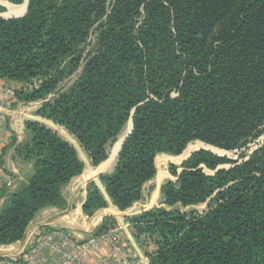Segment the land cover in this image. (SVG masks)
I'll return each instance as SVG.
<instances>
[{
	"label": "trees",
	"instance_id": "obj_1",
	"mask_svg": "<svg viewBox=\"0 0 264 264\" xmlns=\"http://www.w3.org/2000/svg\"><path fill=\"white\" fill-rule=\"evenodd\" d=\"M107 4L29 0L23 16L0 17V79L27 87L15 103L55 93L37 116L71 136L92 167L132 121L113 171L100 178L125 211L154 178L158 155L179 156L193 141L231 152L264 134V0ZM43 123L28 121L29 143L16 149L32 172L0 209V246L20 241L39 211L62 207L61 189L84 170L74 147ZM169 171L166 208L130 219L150 264H264V135L237 160L200 149ZM204 203L201 213L186 210ZM107 205L92 185L82 210L91 217Z\"/></svg>",
	"mask_w": 264,
	"mask_h": 264
},
{
	"label": "crops",
	"instance_id": "obj_2",
	"mask_svg": "<svg viewBox=\"0 0 264 264\" xmlns=\"http://www.w3.org/2000/svg\"><path fill=\"white\" fill-rule=\"evenodd\" d=\"M27 5L28 2L25 0V4L22 5L24 10H20L19 8V10L15 13L10 12L9 10L8 11L14 15H18V12H22L21 14H23ZM21 14L19 13V15ZM22 87L23 85L20 83L13 82L6 78L0 79V95L5 91H12L15 95V92ZM12 102L15 103L14 98ZM45 102L46 101H17L15 104L10 103L9 108H0V122H2L0 123V176H7L11 178L12 181L11 187L0 193V209L6 205L12 196L17 194L26 185L27 179L31 175L32 165L22 161L17 155L16 149L29 143V132L27 129L28 121L34 120L35 122L43 123L41 118L37 116V110ZM58 133L77 151L80 160L85 166L84 170L79 176L73 178L61 189V196L63 198L64 205L62 207H48L39 211L29 223L24 236L20 241L12 245L0 246V256L2 254L15 255L23 251L25 252L29 248L32 240V234L37 228L50 227L52 229L69 232L73 237L81 240L86 238L87 233L102 226L105 218L112 217L114 219L113 224L122 225L120 220L125 222V220L132 215H139L142 212L155 207L166 208L162 204L163 198L161 194L159 195L160 200L157 202V196L152 194L146 198L145 205H140L138 201L129 209L119 211L110 203L105 195L104 187L100 178L113 171L120 148L113 159L114 161L112 160L113 162L108 163V154V158L105 161L97 167H92L86 155L82 152L75 140L67 133L63 134L64 136L61 135L60 132ZM92 185L96 186L100 190L107 200L108 205L106 208L96 211L93 216L87 217L84 215L82 207L86 201L88 190ZM158 188L159 187L156 189L158 190ZM125 237H129L128 234L125 233ZM135 245V248L129 245V251L132 253L137 252L143 257H147L144 249H141V246L138 245L137 242H135ZM95 255L97 257L103 256L104 253L99 251L93 253V256Z\"/></svg>",
	"mask_w": 264,
	"mask_h": 264
},
{
	"label": "built area",
	"instance_id": "obj_3",
	"mask_svg": "<svg viewBox=\"0 0 264 264\" xmlns=\"http://www.w3.org/2000/svg\"><path fill=\"white\" fill-rule=\"evenodd\" d=\"M13 98L12 91L3 92L0 95V108H9ZM11 183V178L0 176V193L8 190ZM131 227L134 229V224L107 225L104 229L99 227L81 240L69 232L50 227L37 228L25 252L3 254L0 264H150L147 257L129 251L128 246L135 248V242L144 251L147 249L131 236ZM125 233L129 237L126 238ZM99 251L104 255L93 256Z\"/></svg>",
	"mask_w": 264,
	"mask_h": 264
},
{
	"label": "rangeland",
	"instance_id": "obj_4",
	"mask_svg": "<svg viewBox=\"0 0 264 264\" xmlns=\"http://www.w3.org/2000/svg\"><path fill=\"white\" fill-rule=\"evenodd\" d=\"M5 3H9L10 5H12V6H17V7H20V6H22V5H24L25 4V0H21V2L20 3H18V4H15V3H13L11 0H3ZM114 0H108V6L109 5H111L112 4V2H113ZM27 10V9H26ZM9 11H8V8L7 7H5V6H3V5H1L0 4V17H3V16H7V15H9V14H7ZM21 14L22 12H18L17 14ZM14 15V14H13ZM5 18V17H4ZM95 43H96V36L95 35H91L89 38H88V40H87V47H86V51H85V53H87V52H91L92 51V49L94 48V45H95ZM75 78H76V75H73V76H71V77H69V78H67L65 81H63L60 85H59V90L58 91H60V92H62V91H64V90H66L67 88H68V86L72 83V81L73 80H75ZM21 89H26V86H24L23 85V87L21 88ZM56 97V94L54 93V94H51L50 96H48V98L46 99V100H43V101H47V100H49V101H51V100H53L54 98ZM39 110V109H38ZM38 110H37V112H38ZM44 125H46L45 123H43ZM46 126H48V127H50V128H54L55 130H58L59 132H60V134L61 135H63L64 133H61V131L63 130L61 127H57L58 129H56L55 127H53L52 125H50V124H47ZM127 128H128V125L126 124L125 125V127L123 128V130L120 132V134L118 135V137L116 138V140L112 143V144H110V145H108V147H107V152H108V154H109V157H110V155L113 153V149H115L116 148V146H117V143L119 142V138L121 137V136H123L124 134H126L127 133ZM57 131V132H58ZM125 131V132H124ZM264 135V134H263ZM263 135H261V136H259L257 139H255V140H253V141H251V142H249L247 145H246V147L245 148H242V149H240V150H236V151H231V152H227V151H223V150H220V149H217V148H214V147H210V146H206L204 143V149H207L208 150V152H211L212 154H214V155H217V156H220V157H227V158H229V159H231V160H237L239 157H241L242 155H249V154H251L255 149H256V147H258V145L262 142V140H263ZM64 136V135H63ZM125 136V135H124ZM199 143H201L202 144V142H200V141H193V142H191L189 145H197V144H199ZM188 145V146H189ZM187 146V147H188ZM202 147V146H201ZM201 147H199V148H201ZM199 148H197V149H199ZM187 149V148H186ZM196 149V150H197ZM210 149V150H209ZM207 150H205V151H207ZM212 150V151H211ZM219 150V151H218ZM195 151V150H194ZM194 151H193V153H194ZM214 151V152H213ZM192 153V152H191ZM191 153H189L188 155H186L185 157H183V155H184V152L181 154V155H179V156H174V155H170V154H161V155H158L156 158H155V163H156V161H158L157 163H158V168L156 167V165H155V167H156V174H155V176H154V178L152 179V180H150L148 183H146L145 185H144V187H143V190H142V197H141V200L139 201V204L140 205H145V201H146V198L147 197H149V196H151L152 194L154 195V196H157L156 197V202L158 201V200H160V198H159V195L161 194V187H162V185L163 184H165L168 180H171V179H175V178H173L172 176H171V173H170V171H169V167L171 166V165H173V166H176V167H179L181 164H182V162L184 161V160H186L189 156H190V154ZM161 157L163 158V159H161ZM179 157V158H178ZM158 179H159V183H157V181H158ZM157 187H159L158 188V190L156 189ZM162 196V195H161ZM206 207H207V203H204V204H199V205H196V206H193V207H190V208H187L186 210H190V209H194V210H196L197 212H199V213H201L202 211H204L205 209H206ZM185 210V211H186ZM95 214V213H94ZM93 216V215H92ZM135 216H137V215H132V216H130L128 219H126L125 220V222H122L121 220H120V222L123 224V225H126V224H131L132 226H133V223H131V221H129V219H131V218H133V217H135ZM104 223L106 222V223H108L109 225H115V224H113L114 223V219L111 217H109V218H105V220L103 221ZM134 229H135V226H134ZM134 229H133V227H131V229H130V232H131V236L132 235H134L135 234V231H134ZM3 255V254H2Z\"/></svg>",
	"mask_w": 264,
	"mask_h": 264
},
{
	"label": "bare ground",
	"instance_id": "obj_5",
	"mask_svg": "<svg viewBox=\"0 0 264 264\" xmlns=\"http://www.w3.org/2000/svg\"><path fill=\"white\" fill-rule=\"evenodd\" d=\"M0 4L1 5H3V6H5V7H7L8 8V10L10 11V12H13V13H15L17 10H19V8H20V10H24V7L23 6H20V7H15V6H12V5H10L9 3L7 4V3H5L3 0H0ZM8 14L10 15V16H12L13 14H11V13H9L8 12ZM19 15V14H18ZM127 125H128V128H127V132L129 131V129H130V126H131V123H130V121L127 123ZM125 132V131H124ZM127 134V133H126ZM126 134H124L125 136H126ZM121 136L120 138H119V142L117 143V146H116V148L115 149H113V153L110 155V157H109V159H108V163H110V162H113L114 160V158H115V156H116V154H117V152H118V150H119V148H120V144H121V142H122V140H123V138L125 137V136ZM202 146V147H201ZM205 145L202 143H199V144H197V145H189L188 147H187V149L185 150V152H184V155H183V157H185L186 155H188L189 153H191V152H193L194 150H196L197 148H199V147H201V148H203ZM207 146V145H206ZM210 150V149H209ZM212 151V150H211ZM219 151V150H218ZM214 152V151H213ZM164 158V157H163ZM162 157H161V159H163ZM179 158V157H178ZM113 160V161H112ZM158 161H156V163H155V165H156V167L158 168V163H157ZM107 163V164H108ZM157 183H159V179H158V181H157ZM3 253V252H2Z\"/></svg>",
	"mask_w": 264,
	"mask_h": 264
},
{
	"label": "water",
	"instance_id": "obj_6",
	"mask_svg": "<svg viewBox=\"0 0 264 264\" xmlns=\"http://www.w3.org/2000/svg\"><path fill=\"white\" fill-rule=\"evenodd\" d=\"M27 2H28V0H27ZM26 9H27V6H26ZM26 9H25V12L23 13V14H21V15H12V16H9V15H7V16H3V17H5V18H13V17H21V16H23L25 13H26ZM34 121V120H33ZM130 123H131V126H130V129H129V131L127 132V134H126V136L123 138V140H122V142H121V144H120V148H121V146H122V143H123V141L125 140V138L130 134V132H131V130H132V121L130 120ZM200 149H202V150H207V149H204V148H199V149H197V150H195V151H198V150H200ZM194 151V152H195ZM208 151V150H207ZM193 153V152H192ZM191 153V154H192ZM190 154V155H191Z\"/></svg>",
	"mask_w": 264,
	"mask_h": 264
}]
</instances>
